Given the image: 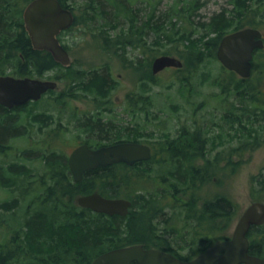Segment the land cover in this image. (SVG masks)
<instances>
[{
    "label": "rangeland",
    "instance_id": "1",
    "mask_svg": "<svg viewBox=\"0 0 264 264\" xmlns=\"http://www.w3.org/2000/svg\"><path fill=\"white\" fill-rule=\"evenodd\" d=\"M137 1L139 7H142L143 4ZM171 1L162 0L159 9L164 8ZM68 2L77 20L75 19L76 22L71 25L69 32L60 34V40L67 46L70 54V71L56 67L46 72L48 75L46 77L57 81L58 90L49 91L39 102H33L26 110L20 111L23 133L9 138L5 143V151L0 150V164H24L26 175L19 179L16 176L14 180L7 179L9 186L7 188L0 186V201H12L18 194L15 186L30 185L31 191H28V196H32V201L30 203L31 199L23 200L22 208L26 210L28 202L34 207L53 183L49 178H40L45 170L41 159L55 152H64L68 155L74 147L73 134H76L77 138H84L83 133L74 128L76 119L80 117L86 119L90 116L102 118L103 122H100L102 126H106V122L112 120L117 123L130 121L126 119L125 113H121L126 106V100L140 98L144 93V96H147L151 138L158 142L162 134L166 137L169 133L174 136L176 130L182 131V125L188 127L189 121H195L197 145L210 147L207 154L196 155L198 164L195 168L199 171L196 172L193 181L187 179L189 176L177 180L171 179L169 174L166 176L163 170L166 169L167 164L161 166L152 164L150 165L152 171L149 166V168L144 167L148 168L142 174L147 181H151L154 176L159 178L160 174L165 175L161 183L163 188L159 191L172 190L175 185L174 190L177 193L176 200L170 201L166 199L167 197L162 199L164 206L166 205V214L160 215L158 219L155 218V225L165 228L171 225L176 228L212 227L215 228V234L231 232L241 212L252 201H257L254 194L262 189L261 183L264 182V126L260 127L257 123L248 124L247 128L258 132L257 140L253 143L251 137L240 135L241 137L233 138L229 144L226 143V146L221 145L226 140L224 139L226 131L218 128L217 124H225L228 116L225 111L230 102L235 101L232 97L228 98L221 94V88L217 87L216 82L228 90L227 88L231 87L230 77L234 79L239 76L237 74L230 76V72L223 68L216 57L217 47L212 49L213 51L202 48L199 53H195L196 56H192L190 61L192 65H189L179 55L183 53L181 43H169L164 38L159 45H156L155 35L148 36L147 31L144 30L137 31V34L130 38L131 41L125 49L119 51L120 54L109 52V49H116L112 37L122 25L114 22L115 27H110L103 23L105 20L100 16L93 15V12L91 16L88 11L89 0H68ZM222 7H227V0H206L190 20H185L186 22L182 20L180 23L177 22V25L204 21L213 13L219 12ZM234 13L237 14L236 11ZM241 20L246 26L253 25L259 28L264 35V0H254L247 11H244ZM201 32L202 29L194 37ZM214 37V32H211L204 39L209 38L211 41ZM162 54L179 57L183 62L182 68L168 67L152 74V62L156 56ZM92 69L105 71L107 77H110L109 82L113 87L105 95L98 96L77 86ZM46 77L37 76L41 79ZM202 80L204 83L201 85ZM142 83H144V91H142ZM249 84L252 86L255 98L252 99L255 101L251 106L264 110V47L253 53ZM134 107L136 108V105ZM34 114H43L42 116L51 117L52 120L40 128L37 124L40 117L32 118ZM45 120L50 121V119ZM245 131L246 129H242V134ZM246 138H249L248 141H245ZM246 142L251 144L246 145ZM216 151H221V154L217 156ZM227 154L228 163L224 160ZM231 154H234L233 160ZM189 169L193 167L190 166ZM8 175L9 172H6L5 176ZM137 176H139L138 171L128 174V177L133 179ZM191 182L194 184L192 185ZM146 184L150 191H158L152 189L156 187V182ZM217 196H225L233 202V214L228 215L229 217L215 218L209 214L199 213L198 210L202 208L206 199ZM156 204L161 205V202ZM171 205L175 208L171 209ZM170 214L173 215L171 225L164 221ZM198 216H201L200 220ZM222 226L225 227L224 231L221 230ZM217 229L218 233H216ZM13 234L12 228L7 227L5 222L0 223V243L7 242Z\"/></svg>",
    "mask_w": 264,
    "mask_h": 264
},
{
    "label": "trees",
    "instance_id": "2",
    "mask_svg": "<svg viewBox=\"0 0 264 264\" xmlns=\"http://www.w3.org/2000/svg\"><path fill=\"white\" fill-rule=\"evenodd\" d=\"M28 1L30 0H0V60L8 61L10 57L15 58L16 62L13 63V66L17 67L16 72L20 74L37 73L41 76L46 70L56 67L69 70L71 65L64 67L56 62L50 53L31 48L21 15L22 9ZM58 1L64 7L72 9L68 0ZM139 1L143 4L142 7H139L137 0H89L88 11L91 16L92 12L93 15L100 16L102 20H105L103 23L110 27H115L116 23L122 25L121 29L112 37L116 49L108 51L120 54L119 51L125 49L128 42L131 41L130 38L136 35L137 31L144 30L147 31L148 36L155 35L154 44L156 45H159L161 39L164 38L169 43H181L183 53L179 55L185 62L192 65L190 61L195 53H199L202 48L214 50L222 36L246 26L241 19L244 11H247L254 0H227V7H222L219 12L213 13L206 20L191 21L185 25H177V22L190 20L206 0H172L162 9H159L162 0ZM235 11L237 14L234 13ZM114 22L116 23L114 24ZM201 29V35L194 37ZM211 32H214L215 37L211 41L209 38L204 39ZM65 47L67 46L65 45ZM18 52L23 54L35 52L37 54L34 58L28 55L30 64L27 71L20 63ZM229 72L230 76L236 75L232 71ZM202 81L201 85L204 83V80ZM109 83L105 71L92 69L86 73L85 78L81 79L77 86L100 96L104 95L105 91L111 87ZM216 85L221 88V94L228 98L232 97L235 101L230 102L225 111L228 114L226 121L230 126L229 141L244 135V137H251L250 139L254 140L251 143L255 142L258 132L247 127L248 124L256 123L263 127L264 110L251 106L255 100H252L254 91L249 84V78L236 77L232 79L230 77L229 86L231 87L227 88L228 90L219 82H216ZM227 92L228 94H226ZM16 118V112L0 105V150L5 149V143L9 138L20 132V128L14 124ZM234 125H236L235 128H233ZM86 128L95 134L111 133L110 141L119 137L118 128L93 126L92 124L86 125ZM242 129H246L244 134H242ZM246 139L245 141H248L249 138ZM251 143L246 142V145ZM180 158L172 153L161 154L158 142H156L152 147V156L149 160L132 166L124 163L99 166L87 171L81 181L73 182L67 165V154L55 152L47 155L41 159L45 170L40 178H49L57 182L47 188L46 194L40 198L39 202L35 203L34 207L30 204L32 196H28V191H31L30 185L15 186L18 194L13 197V200L0 201V223L5 222L7 227L12 228L14 232L7 242L0 243V264H91L96 256L110 248L125 246L145 239V236L149 235L144 233V228L156 226L153 220L166 214V205L164 206L162 199H165L164 197L170 201L177 199L175 185L172 190L159 191L163 188L161 183L165 175L169 174L173 180L189 176L187 179L193 181L197 175L196 172L199 171L198 168L189 169L184 166L179 160ZM152 164L159 166L167 164L166 169L163 170L165 175L160 174L159 178L154 176L151 181H147L142 174ZM230 164L232 165V161ZM145 166L149 167L144 168ZM172 166L173 168H171ZM167 169L170 170L166 171ZM135 171H138L139 176L135 179L129 178L128 174H133ZM150 171H152V167H150ZM6 172H9L8 176H5ZM23 175H26L24 164H0L1 187L9 186L6 182L7 179L14 180L16 177L19 179ZM153 181L157 184L152 189L158 191H150V188L147 187L146 183ZM194 182H191L192 185ZM261 185L263 190L260 189L262 191L258 190L254 194L256 200H264V182ZM95 191L103 196L130 200L131 206L128 214L120 216L96 213L88 208H82L76 203L78 196ZM26 199L31 200L30 203H27L26 210H23V200ZM158 202H161V205H157ZM170 208L174 209L175 207L171 205ZM198 211L203 215L209 214L217 218V216H226L228 213L229 215L233 214L234 205L225 196H217L206 199ZM172 219L173 215L170 214L164 221L170 224ZM198 219L200 220L201 216H198ZM247 237L250 240L249 251L251 254L264 257V224L252 225Z\"/></svg>",
    "mask_w": 264,
    "mask_h": 264
},
{
    "label": "water",
    "instance_id": "3",
    "mask_svg": "<svg viewBox=\"0 0 264 264\" xmlns=\"http://www.w3.org/2000/svg\"><path fill=\"white\" fill-rule=\"evenodd\" d=\"M22 18L32 47L49 52L55 61L64 66L69 65L68 52L57 35L73 23L72 10L64 8L58 0H31L24 7ZM262 47L261 31L245 27L224 35L217 47L216 56L225 68L247 78L251 75L252 53ZM169 66L181 68L183 63L176 56L158 55L152 62V73L156 74ZM54 89H58V85L52 80L0 76V104L13 107L29 100H37L47 90ZM150 157V147L137 142H119L94 149L81 144L69 154L68 165L73 179L80 181L87 170L118 162L132 165ZM76 202L95 212L121 216L127 214L130 206V201L125 198L104 197L98 192L80 195ZM261 224H264V202L252 201L240 214L228 241L214 246L190 262H181L154 249H143L141 245H130L103 252L91 264H132L133 261L146 264L148 260L168 264H207L218 259L220 249H224L225 254L219 258V264H264V258L248 254L249 242L246 236L249 227Z\"/></svg>",
    "mask_w": 264,
    "mask_h": 264
},
{
    "label": "flooded vegetation",
    "instance_id": "4",
    "mask_svg": "<svg viewBox=\"0 0 264 264\" xmlns=\"http://www.w3.org/2000/svg\"><path fill=\"white\" fill-rule=\"evenodd\" d=\"M22 20H23V18H22ZM23 25H24V23H23ZM250 27H255V26L250 25ZM262 39H263V43H264V35H263ZM60 41L63 44V41L62 40H60ZM30 45H31V48L34 49L32 47L31 42H30ZM63 46H65V44H63ZM34 50H38V49H34ZM38 51H45V50H38ZM5 53L7 55V52H5ZM18 55L20 57V63L22 64L23 68L27 71L29 64H30L28 61V55H30L31 57L34 58V57H36L37 54L35 52H25L24 54L22 52H18ZM8 61L2 60V59L0 60V76H12L14 78H24V77L37 78V76H39V75H37V73H33L30 75L17 73L16 72L17 67L13 66V63L16 62L15 58L10 57L8 59ZM70 63H71V61H70ZM5 66H7V67L5 68ZM68 66H70V64L67 65V67ZM172 68H174V67H172ZM49 70H52V69H49ZM49 70H46L45 72H43L41 76L42 77L48 76V75H46V72H48ZM42 80H52V79L46 77ZM108 81H111L110 77H108ZM109 84H111V82ZM143 85H144V83H142V91L145 90ZM112 87L113 86L111 84V87L105 91L104 95L106 94L107 91L109 92ZM48 92L49 91H46L45 93H43L41 95V97L36 101H27L23 104L15 105L13 107H7V106L0 104L3 107H5L6 109L17 113V118L15 119L14 124H17L16 127L20 128V132L16 133L15 135L23 133L22 129H21L20 111L23 109L26 110V108L30 104H32L33 102L34 103L39 102V100H41L43 98V96L46 95ZM146 99H147V96H144V93H143L140 98L135 97L134 99L126 100V106L122 110L121 113L122 114L125 113L126 119H129L130 121L124 120L123 123H117L116 121L112 120V121L106 122L107 128H114V129L118 128V136L119 137L115 140H112V141H110L111 133H109V132H106L105 134L101 135L100 133L95 134V133L91 132L92 130H88L87 128L85 129L86 125L88 126L91 124L93 126H96V125L100 126V124H101V126H102V123H100V122H103L102 118H98V117L93 118V116H90L89 118H86V119H83L82 117L77 118L75 121L74 128L79 130L80 132H82L84 138H82V137L77 138V135L73 134L72 136L75 138V142H74V147L71 149V151L75 147H77L81 144H86L90 148H98L101 146H108V145L116 144L119 142L142 143V144L148 145L150 147V150L152 151V147L156 144L157 140L150 137V123H149V117H148L149 109H148V105L146 104ZM135 105H136V108L134 107ZM42 115L43 114H39V115L34 114L31 116L32 118L40 117L37 120L38 121L37 124L40 128L46 126L52 120L51 117L42 116ZM241 117L243 118V116H241ZM45 119H50V121L45 120ZM186 126H185V124L182 125L181 126L182 131L176 130V133L174 136H171L170 133L168 134V137L160 136L162 138L159 139V141H158L159 150H160L161 154H163V155H166L167 153L175 154V155L181 157L179 160L183 163L184 166H188L189 168H190V166H192L193 168H195L198 164L197 159H196V155L207 154V152L210 151V147H206L204 145H201V146L197 145L198 138H197V134H196L195 121H191V122L189 121L188 127H186ZM217 126L221 130L226 131L225 136H224V139H226V140L221 143V145L226 146V143L227 144L230 143L229 136H228V133L230 132V126L227 123V121H225V124L220 123V125L217 124ZM235 126L236 125H234L233 128H235ZM60 129H62V127H60ZM76 138L78 139L77 141H76ZM80 139H83V140H80ZM4 151H5V149H3L2 152H4ZM69 153H68V155H69ZM219 154H221V151H219V152L216 151V155L218 156ZM68 155H67V165H68ZM231 156L234 157L233 155H231ZM195 160H196V162H195ZM206 160H208V159H206ZM224 160H225V162L228 163V154ZM235 161L239 162V160H235ZM140 162H144V161H138L132 165H135V164L138 165ZM115 164H120V163H115ZM113 165L114 164H111L108 166H113ZM132 165H128V166H132ZM68 169H69V166H68ZM90 170H92V169H90ZM69 171H70V169H69ZM87 171H89V170H87ZM87 171H85L83 173L82 179H83V177ZM70 173H71V171H70ZM71 176H72V181L77 182L76 180L73 179L72 173H71ZM55 182H57V181H53V183H55ZM105 197L116 198V197H112V196H105ZM130 206H131V204H130ZM82 208H86V207H82ZM88 209H90V208H88ZM96 213H99V212H96ZM102 214H104V213H102ZM228 215H229V213L226 214V217H229ZM217 217L223 218L220 216H217ZM250 228H249V230H250ZM214 230H215V228L212 229V227L206 228V227H202V226H184V227H178V228H176L174 226H170L168 228L167 227L165 228V227L152 226V227L144 228V233H146L149 236H147V237L145 236V239L140 240L139 242L131 243V244H140L142 246V248H144V249H154V250L161 251V252H164L167 254H171L173 257H175L179 261L187 263V262L192 261L193 259H195L199 255L207 252L209 249L213 248L214 246H216L222 242L228 241L232 237V234L234 231V229H232L231 232H229V233L223 232V233L215 234ZM221 230L224 231L225 227L222 226ZM249 230H248V232H249ZM218 232H219V230L217 229L216 233H218ZM248 232H247V234H248ZM248 241L250 243L249 238H248ZM110 249H112V248H110ZM248 253L251 254L249 249H248ZM224 254H225V250L220 249L217 253L218 259H215L214 261H211L210 263H207V264H219V262H220L219 258L223 257ZM132 263L137 264L136 261H133ZM146 264H168V263H164V262L159 263L158 260H148Z\"/></svg>",
    "mask_w": 264,
    "mask_h": 264
}]
</instances>
